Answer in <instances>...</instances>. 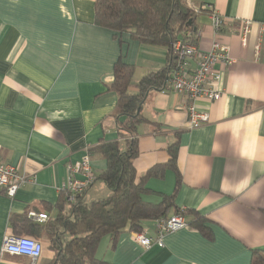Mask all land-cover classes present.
Returning <instances> with one entry per match:
<instances>
[{
  "label": "crops",
  "instance_id": "obj_1",
  "mask_svg": "<svg viewBox=\"0 0 264 264\" xmlns=\"http://www.w3.org/2000/svg\"><path fill=\"white\" fill-rule=\"evenodd\" d=\"M94 2L0 0V162L35 177L12 198L0 190V244L5 235L32 236L29 229L42 223L30 211L56 215L67 163L102 140L118 139L110 115L116 94L107 88L119 56L133 65L132 92L141 77L166 66L165 48L95 25ZM205 5L221 15L217 39L235 60L222 72V95L197 102L208 110V121L189 129L186 97L169 87L150 90L140 107L146 121L136 128L134 168L140 177L167 161L166 147L176 139L175 206L206 217L210 237L186 226L167 234L163 246L144 249L125 229L116 239L101 237L95 257L103 264H251L252 251L264 250V0H189L203 50L216 38ZM243 20L250 21L244 43ZM89 160L97 177L106 162L97 152ZM147 186L171 193L174 171L148 178ZM109 194L94 178L82 197L92 201ZM22 214L28 222L14 229L11 215ZM144 225L153 236L154 220ZM38 239L43 250L35 262L3 252L0 264H48L53 251L45 238Z\"/></svg>",
  "mask_w": 264,
  "mask_h": 264
},
{
  "label": "trees",
  "instance_id": "obj_2",
  "mask_svg": "<svg viewBox=\"0 0 264 264\" xmlns=\"http://www.w3.org/2000/svg\"><path fill=\"white\" fill-rule=\"evenodd\" d=\"M194 16L195 11L186 0H95V25L114 34L127 32L140 44L165 48L167 63L162 69L141 77L134 85V92L130 90L133 65L124 62L121 56L114 63L113 80L107 89L116 94L110 115L114 118L118 139L102 140L88 149V155L97 152L106 162L95 178L103 181L110 194L92 201H86L81 195L74 202H68L64 191L61 192L56 215L28 231L47 241L53 251L48 264H103L95 257L102 236L108 234L116 239L125 229L140 232L145 229V221L168 217L172 209L173 214L185 216L187 226L210 237L206 217L196 210L175 206L174 196L180 181L176 139L166 147L167 161L153 165L140 177L134 168L138 155L136 128L146 121L140 111L141 103L150 90H164L172 43L178 38L195 40L192 37L197 31ZM166 169L175 173L174 191L165 194L149 188L148 178L161 177ZM154 195L156 200L150 197ZM190 215L189 221L187 216ZM10 218L14 229L17 223L26 225L22 223L28 222L26 214ZM250 261L264 264V250L254 249Z\"/></svg>",
  "mask_w": 264,
  "mask_h": 264
},
{
  "label": "built area",
  "instance_id": "obj_3",
  "mask_svg": "<svg viewBox=\"0 0 264 264\" xmlns=\"http://www.w3.org/2000/svg\"><path fill=\"white\" fill-rule=\"evenodd\" d=\"M189 3V0H186ZM210 11L211 24L215 39L206 50L201 49L197 40L199 33L195 32L194 39H176L171 46L168 72L165 79V88L169 87L178 94L186 97V113L189 129H195L208 121V110L200 107L197 102L211 103L222 95V72L235 61L229 47L217 39L223 25L221 15L212 6L202 8ZM250 32V21L243 20L239 35L244 43ZM164 88V89H165ZM94 176L90 165L88 153L79 161L66 164V181L62 187L66 200L74 202L75 199L87 190L93 183ZM24 181H35V177H26L11 163L0 162V190L12 198ZM29 215L38 223H44L49 216L45 212L30 211ZM187 226L182 214H172L154 220L153 236L145 230L134 232L132 239L142 248L151 245L163 246V238L178 229ZM43 243L40 239L27 235H5L0 244V255L3 252L24 255L35 262L41 255ZM111 264V263H105Z\"/></svg>",
  "mask_w": 264,
  "mask_h": 264
}]
</instances>
